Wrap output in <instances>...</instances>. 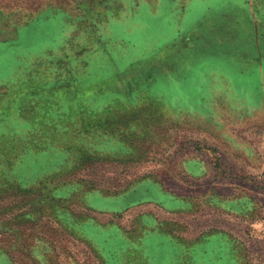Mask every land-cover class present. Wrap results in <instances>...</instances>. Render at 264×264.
<instances>
[{"label": "rangeland", "instance_id": "obj_1", "mask_svg": "<svg viewBox=\"0 0 264 264\" xmlns=\"http://www.w3.org/2000/svg\"><path fill=\"white\" fill-rule=\"evenodd\" d=\"M147 1L0 0V264H264V0Z\"/></svg>", "mask_w": 264, "mask_h": 264}, {"label": "crops", "instance_id": "obj_2", "mask_svg": "<svg viewBox=\"0 0 264 264\" xmlns=\"http://www.w3.org/2000/svg\"><path fill=\"white\" fill-rule=\"evenodd\" d=\"M143 3H149L147 0H142ZM193 1H200V0H189V2H193ZM239 5L241 4H244L245 0H242V1H239ZM159 4V2L157 3V5ZM156 6V5H155ZM135 59H130L129 61V64L132 63V61H134ZM219 64V63H218ZM231 66V65H230ZM18 70H19V67L17 66L15 72L13 73V78L11 80H9L10 82L9 83H13L16 78H18ZM90 70V69H89ZM88 73H91V70L90 72ZM116 75H120L119 72L116 73ZM237 75V74H235ZM87 76V75H86ZM216 73H212V77H216ZM121 77V76H119ZM219 80L224 84L222 85V88H226L228 91H232V92H238L236 91V86L234 87V84H233V81L225 76V75H219L218 76ZM97 79V74H88L87 78L85 77L84 80L89 81L90 85L92 86L93 83H96V80ZM104 79V78H102ZM123 81V80H122ZM157 81L158 80H149V81H143L141 79V85L137 88H133V89H129V91H125V88H115L113 92L109 91L108 93H103V94H97V93H91L89 95V97L86 98V100L89 102V105L93 108V109H98L99 107H105V106H108L109 104L117 101V100H121V99H125V98H136L137 95H139V93L145 91L147 92V94L163 101V100H167L164 98V96L160 95V94H157L156 92L154 93L153 91H151V89H154L155 86L157 85ZM6 83V82H5ZM124 85H125V82L123 81ZM139 83H140V80H139ZM138 83V85H139ZM212 91H217V88L216 87H213L212 88ZM157 94V95H156ZM163 99V100H162ZM165 103V102H164ZM50 154L53 156V157H57L55 155L54 152H50ZM49 154V155H50ZM171 196V195H170ZM110 197V196H108ZM115 197H118V196H115ZM175 199L179 200L180 202H182L181 204H178V206H176L175 208H172L170 209V211L174 210V209H177V208H180V207H183L182 205L184 204V201H182L181 199H179V197H175ZM188 204V202H187ZM89 206V205H88ZM128 206L124 207L123 209H121V211L119 213H121L122 211H124ZM91 209H94L93 207L90 206ZM160 209H163V210H166L164 209V207H159ZM107 210H114V209H107ZM167 212H169L168 210H166ZM114 213H118V212H114ZM152 226V225H150ZM152 230V227H150L149 230H147V232H153ZM157 231V232H161L162 234H164L166 236V239H167V249L170 250L169 254H170V258H174L175 256H179L182 252V246L181 244H176L173 240V238L170 236V235H167L166 233H164L163 231H161L160 229L158 230H154V232ZM203 239L200 240V242H196L195 245L197 244H200L202 243ZM193 246L192 248H195L197 246ZM161 247H165L162 246ZM219 255V254H218Z\"/></svg>", "mask_w": 264, "mask_h": 264}]
</instances>
